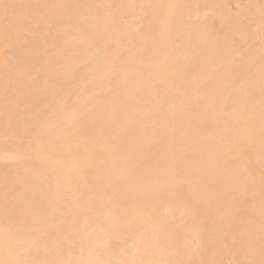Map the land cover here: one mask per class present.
<instances>
[{
    "label": "bare ground",
    "instance_id": "obj_1",
    "mask_svg": "<svg viewBox=\"0 0 264 264\" xmlns=\"http://www.w3.org/2000/svg\"><path fill=\"white\" fill-rule=\"evenodd\" d=\"M5 16L0 46L26 53L0 69V162L29 177L0 167V264L37 232L79 241L38 264H103L110 239L119 264H264V0H0ZM18 102L42 115L24 146Z\"/></svg>",
    "mask_w": 264,
    "mask_h": 264
},
{
    "label": "rangeland",
    "instance_id": "obj_2",
    "mask_svg": "<svg viewBox=\"0 0 264 264\" xmlns=\"http://www.w3.org/2000/svg\"><path fill=\"white\" fill-rule=\"evenodd\" d=\"M114 1V4H119L120 3V1L121 0H113ZM23 5H25L24 3H22ZM23 5H21V7L22 8H20L21 10H20V12H24L25 10H26V8L23 6ZM28 12L30 13V10H28ZM131 17V16H130ZM128 20L129 19V17L128 18H125L124 20ZM126 20V21H127ZM131 19H129L128 21H130ZM133 20V19H132ZM127 21V22H128ZM7 22V16H5V17H3L2 18V21H1V23H0V33H1V31H2V26H3V24H5ZM122 22H124L123 20H121V23ZM38 27V30H40V28L42 29V27L43 26H37ZM32 29H33V26H32ZM132 39V38H131ZM129 40V41H127V44L130 42V41H133V39L132 40ZM26 40H27V38H26ZM135 44L136 45V42L135 41H133V42H130L128 45H127V47H129V46H132L133 44ZM136 48V46H132L131 48H130V50L129 51H132L131 49H133V48ZM93 49H95V48H92L90 51H92L94 54H95V51H96V49H95V51H93ZM129 49V48H128ZM56 50L55 49H52V50H50V60L53 58V53L55 52ZM0 52H2V58H0V69H9L10 68V66H16L17 64H18V62L20 61L19 60V56H21L22 54H23V56H25L24 55V53H26V51L24 52V53H22L21 55L19 54L20 52L19 51H17L16 50V44H14V45H12V46H7V47H1L0 46ZM55 54H57L56 52H55ZM30 56V55H29ZM56 56V55H55ZM54 56V58L53 59H55L56 57ZM90 56H92V58L94 57L93 56V54H90ZM26 57H28V54H26ZM60 56H58V58H59ZM30 58V57H29ZM91 58V59H92ZM57 60H60V59H57ZM93 60V59H92ZM56 61V60H55ZM54 61V62H55ZM61 61V60H60ZM90 61V60H89ZM88 61V62H89ZM52 62V61H51ZM53 62V63H54ZM56 63V65L59 63L60 64V62H55ZM91 63V62H90ZM87 64V63H86ZM93 64V63H92ZM52 65H54V64H52ZM86 66H90L91 67V64H89L88 63V65H86ZM48 67H50V65L49 66H46V67H44L43 68V71H44V69H45V71L47 70V69H50V68H48ZM55 67H58V66H55ZM42 71V72H43ZM46 73V72H45ZM45 73H41L42 75L43 74H45ZM41 74H40V76H41ZM68 99H70V98H67V101H68ZM42 101V100H41ZM70 101V100H69ZM38 103V102H37ZM40 103H42V102H40L39 101V104ZM17 105H18V109L17 110H15L14 111V117H15V123H18V124H22V128L24 129V138H21L22 137V135L20 136L19 135V137H15L12 141L15 143V145L16 144H18V146H20L21 144L20 143H22L23 144V146H24V143L26 144V142H27V140L28 139H26V137L25 136H27L28 135V133H29V131H33L35 128H33L32 129V127H35V125H36V123L38 122V117H39V115H38V113L36 114V113H34L33 111H31V110H29V107H26V108H22V105L21 104H19V102L18 103H16ZM41 113V112H40ZM43 113V112H42ZM42 115H40V119H42V117H41ZM44 116H45V114H44ZM36 118V119H35ZM44 118V117H43ZM38 124V123H37ZM31 133V132H30ZM29 133V134H30ZM27 134V135H26ZM28 143V142H27ZM6 161V160H5ZM8 161V160H7ZM29 163V162H28ZM30 164H31V162H30ZM30 164H28V165H30ZM17 165V166H16ZM4 166V168H6L7 169V171H6V173H9V174H13L12 172H14V171H17L16 169H18L19 168V166H20V164L18 165L17 164V162L15 163L14 161H8V162H4V161H2V162H0V167H3ZM31 166H33L32 164H31ZM17 167V168H16ZM2 169V168H1ZM5 169V170H6ZM4 170V169H3ZM18 170H20V172H21V176H23V178H25L26 179V177L28 178L29 176V173H27V174H24L25 173V171L24 170H21L20 168L18 169ZM23 171V172H22ZM22 173H23V175H22ZM24 175H26V177L24 176ZM2 177H0V179H1ZM77 176H76V178L74 177L73 179V183L75 182V183H78L79 182V179L77 180ZM2 181H3V179H2ZM77 181V182H76ZM79 184H80V182H79ZM79 184H77L78 186H80V187H78L77 189H79V191L81 190V185H79ZM1 185H2V182H1V184H0V189H1ZM82 189H83V187H82ZM2 190V189H1ZM84 190V189H83ZM78 191V193H80ZM1 192V191H0ZM82 192V191H81ZM84 192V191H83ZM86 192V191H85ZM84 195H82L83 197H85L86 196V198H82V200L80 199L81 198V194H79V199H80V206H81V209L83 210V211H81V212H83L82 213V215H83V217H85V221L88 219V217L90 218L92 215H96L95 213H97L98 211L97 210H94V209H96L97 207V205L95 204V202L96 203H98L97 201H96V199H98L99 200V198H98V196H99V194H91V195H88V198H87V194L86 193H83ZM86 194V195H85ZM97 195V198L95 197ZM96 198V199H95ZM84 200V201H83ZM83 201V202H82ZM94 203V204H93ZM84 207H83V206ZM95 205V206H94ZM92 206V207H91ZM94 206V207H93ZM80 209V210H81ZM92 209L94 210V213H93V211H92ZM98 209V208H97ZM62 212H64L63 210H62ZM65 213V212H64ZM91 213H93V214H91ZM69 214V213H68ZM68 214H66L67 216H65L66 218H63V220L62 219H60V218H58V220L57 221H59V222H61V220H62V223H58V224H62L63 225V222L65 223V221H66V219H68L69 217V219H71L72 217H71V213L68 215ZM98 214V213H97ZM89 215V216H88ZM99 215V214H98ZM1 216V215H0ZM86 216H88L87 218H86ZM97 217H99V216H97ZM65 219V220H64ZM57 224V227L59 226ZM85 226L87 227V225L85 224ZM84 227V226H83ZM60 229H62V227H61V225H60ZM59 229H57V234H60V233H62V231L60 232V231H58ZM60 232V233H59ZM40 235L38 236V232L34 235V237L35 236H37V238L35 237V239H34V241L32 242V243H30V245L28 244L27 246H29V249H30V252L32 253L33 251L35 252V253H33V254H30V256H29V258H25V260H22V261H20L21 262V264H38V263H40L41 262V258H42V256L46 259V260H48V262H55V259L57 260V259H59L58 257H63L61 254L64 252H66V254L68 255V251L70 250V249H73L74 247H75V249L79 246V245H74V243H75V239H74V237L75 236H73L74 234L72 233V235L70 234V236L71 237H69L68 239H69V241H68V239H67V241H68V243L66 244V246H69V247H66L65 245H64V243H63V245H64V247H66V248H68V249H66L65 248V250H64V247H63V245L61 246L60 245V247H58L59 246V244L57 243V242H61V240L60 241H58L59 239H57L56 237L58 236V238L61 236V234L60 235H56V237H49V236H47L48 234L47 233H42L43 235H41V233H39ZM69 234H67V235H69ZM45 237H46V240H45ZM41 238L42 239H44L43 240V242H41L42 240H41ZM61 238V237H60ZM73 238V239H72ZM128 237H126L125 239L127 240V244L125 243L124 244V246L126 245L127 247H129L130 249L133 247V244H130L131 243V241L129 240V239H127ZM193 239L194 238H192L191 240L189 239L187 242H186V244H185V248L186 249H188V250H190L191 248H192V243L193 244H196L197 245V243H199V245H200V242H198V240L196 241V239H194V241H196V242H193ZM73 240V241H72ZM111 240V241H110ZM109 241L110 242H107V243H109V244H107V246H109V247H105V248H99V249H101V250H99L98 252H99V255H100V258L102 259V261H104L105 263L107 262L106 260H108V263H106V264H119V262H117L118 260V258H120V256L118 257V255H111V254H116V253H118L119 252V250L121 251V247L122 246H120V244L118 243V244H116L117 243V241H113V239H110ZM66 241V242H67ZM72 241V242H71ZM76 241H78L77 239H76ZM130 241V242H129ZM47 243V245H45L44 243ZM116 242V243H115ZM70 243V244H69ZM132 243H134L133 241H132ZM48 244H50L49 246H50V249H49V247H48V251L46 250V247L48 246ZM57 244H58V246H57ZM73 244V245H72ZM75 244H79V241L77 242V243H75ZM46 247H45V246ZM131 245V246H130ZM73 246V248H70V247H72ZM120 246V247H119ZM125 246V247H126ZM43 247V248H42ZM61 247H62V252H61V254H60V256H58L59 254L56 252L58 249H61ZM37 248V249H36ZM38 248H40V250L38 251ZM41 248H42V250H41ZM56 248H58V249H56ZM129 248L127 249V251H130L129 250ZM27 249H28V247H27ZM36 249V250H35ZM75 249H73V250H75ZM44 250V251H43ZM45 250H46V252H45ZM55 250V251H54ZM29 251V250H28ZM37 251V252H36ZM42 251V253H41V255H38V254H40V252ZM113 251H114V253H113ZM38 253V254H37ZM63 253V254H64ZM121 253V252H120ZM55 254H58V255H56L55 256ZM65 254V255H66ZM46 255H48V256H46ZM66 255V256H67ZM98 255V256H99ZM110 255H111V260H110ZM122 255V254H121ZM52 258H51V257ZM53 256H54V259H53ZM66 256H64L65 258H66ZM109 256V257H108ZM113 256H115V257H113ZM55 257H57V258H55ZM38 258H40V261L39 262H37L38 261ZM44 258H42V261L44 260ZM49 258H51L50 259V261H49ZM116 259V261H115V259ZM114 259V260H113ZM51 260H53V261H51ZM24 261V262H23ZM110 261V262H109ZM113 261H115V262H113ZM47 262V261H46ZM104 262H102L103 264H104ZM236 262H237V260H236V258L231 254V252H229L227 255H226V257L224 258V260L222 261V263L221 264H236ZM243 263H247V264H250L251 263V259H249V258H246V259H244V261H243Z\"/></svg>",
    "mask_w": 264,
    "mask_h": 264
}]
</instances>
